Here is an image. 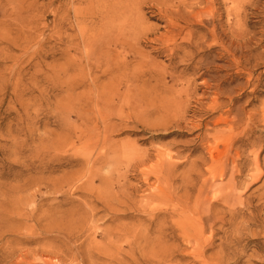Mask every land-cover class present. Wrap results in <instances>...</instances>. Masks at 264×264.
<instances>
[{
    "label": "rangeland",
    "instance_id": "obj_1",
    "mask_svg": "<svg viewBox=\"0 0 264 264\" xmlns=\"http://www.w3.org/2000/svg\"><path fill=\"white\" fill-rule=\"evenodd\" d=\"M0 264H264V0H0Z\"/></svg>",
    "mask_w": 264,
    "mask_h": 264
},
{
    "label": "bare ground",
    "instance_id": "obj_2",
    "mask_svg": "<svg viewBox=\"0 0 264 264\" xmlns=\"http://www.w3.org/2000/svg\"><path fill=\"white\" fill-rule=\"evenodd\" d=\"M240 145L244 144V143H239ZM232 146H234V142L231 141V143H229L228 146H226V148L224 150H227L229 151V157H227L226 155V161H225V164L223 165V167H221V172H220V175H219V178H222V176L225 175V170L228 168V171L230 172V176H232L234 173H235V170L236 169V166H235V162H236V159L238 157V152H234V153H231V149H232ZM242 152V151H241ZM259 153V152H258ZM256 157V156H255ZM225 158V156H224ZM220 167V166H219ZM239 170V169H238ZM241 171V170H240ZM224 179V178H223ZM222 179V180H223ZM220 181V179H219ZM202 198V197H201ZM204 198V197H203ZM206 199V198H205ZM205 199H203V201H205ZM206 202V201H205ZM207 208V207H206Z\"/></svg>",
    "mask_w": 264,
    "mask_h": 264
}]
</instances>
